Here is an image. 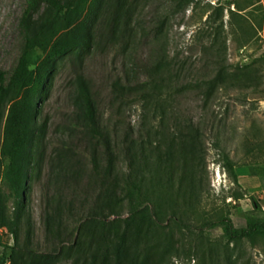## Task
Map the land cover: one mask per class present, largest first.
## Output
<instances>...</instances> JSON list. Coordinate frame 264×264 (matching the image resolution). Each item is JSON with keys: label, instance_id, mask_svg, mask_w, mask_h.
Segmentation results:
<instances>
[{"label": "trees", "instance_id": "16d2710c", "mask_svg": "<svg viewBox=\"0 0 264 264\" xmlns=\"http://www.w3.org/2000/svg\"><path fill=\"white\" fill-rule=\"evenodd\" d=\"M125 1H27L19 24L23 41L20 56L10 72L0 70V103L7 104L0 145V264H57L58 254L81 264H165L166 258L178 253L172 237L174 230L184 236L198 232L201 238L204 229L220 228L228 246L242 240L253 244L255 237L264 238V218L256 215L262 210L253 197V209L245 214L242 228L234 227L229 215L201 220L197 212L200 184L193 171L205 153L203 135L190 119L171 118L166 109L171 91L178 94L191 88L209 99L226 84L257 90L261 85L259 71L249 64L229 74L222 61L225 50L220 48L214 52V75L192 86L178 84L181 69L167 62L164 47L152 45L161 37L163 28H142L140 39L150 45L148 63L138 68L141 75L136 73L111 83L110 106L115 114L104 120L80 65L83 53L93 48L96 40L122 45L131 35L130 10L124 6ZM41 5L45 7L43 14L33 20V13ZM92 13L98 19L89 22ZM236 30L242 45L255 35L251 28ZM66 58L78 67L71 113L59 130L58 141H49L54 148L48 154L41 107L56 63ZM127 105L139 106L140 124L131 126L116 118L121 110L124 114ZM263 142L248 149L247 154L256 150L261 155ZM160 145L164 147L162 151ZM119 156L125 161L123 173L116 171ZM219 158L232 183L239 187L237 164L226 151H219ZM44 159L59 188L74 191L87 178L84 193L93 194V203L81 212L71 200L64 201L62 193L47 195L45 233L56 240L58 248L38 254L19 248L18 235L30 184L38 179ZM252 159L248 165L264 176V159ZM244 198L242 193L233 194L236 202ZM123 201L127 203L128 216L109 220L118 215ZM78 215L70 230L71 217ZM28 219L26 214L27 236ZM166 222H171L172 228ZM193 223L200 224L195 227ZM11 237L14 245L9 244ZM192 247L190 242L182 255H204L198 247ZM229 259L227 264H231Z\"/></svg>", "mask_w": 264, "mask_h": 264}, {"label": "rangeland", "instance_id": "374dc122", "mask_svg": "<svg viewBox=\"0 0 264 264\" xmlns=\"http://www.w3.org/2000/svg\"><path fill=\"white\" fill-rule=\"evenodd\" d=\"M27 1L0 0L1 71L10 72L20 56L23 41L19 24ZM124 6L130 10L131 35L123 40L122 45L102 41L98 43L96 40L94 47L83 53L80 65V71L91 83L104 120L115 114L110 106L111 83L117 79L134 77L136 73L141 75L142 71L138 68L148 63L150 45L140 39L142 28H163L161 37L152 45L157 49L164 47L167 62L181 69L178 84L192 86L202 78L214 75V52L220 48L225 50L221 51L222 61L229 74L238 67L249 64L259 71L261 85L257 90H241L226 84L225 88L216 90L209 99H204L199 92L190 88L178 94L171 91L166 104L171 118L190 119L199 126L203 135L205 153L193 171L200 184L197 212L201 220H215L220 214L229 215L234 227H243L246 212L239 213V210L249 206V211L253 208L252 197L255 200L258 198L248 196L232 183L222 168L219 151H226L237 166L252 162L253 156L257 157V161L264 159V109L260 107V102L264 101V44L261 38L264 28V0H126ZM44 10V5H41L33 13L32 19L37 20ZM96 19L98 16L93 14L89 22ZM94 25L98 28V21ZM244 27L251 28L255 35L242 45L236 29ZM76 65L68 58L58 61L45 93L41 121L46 123L48 154L54 148L49 141H58L59 130L67 124L66 120L71 113V97L78 68ZM6 110V102L0 103V145ZM124 110V114L121 110L116 118L131 126L140 124L139 106L127 105ZM171 121L174 122V119ZM260 142H263L261 155L256 150L251 155L247 154L248 149ZM163 149L160 145V150ZM44 161L38 179L30 184L25 217L22 218L18 235L19 248H27L38 254L51 253L58 248L56 240L49 239L45 233L44 210L47 195L62 193L63 200H71L76 210L80 211L81 208V212L93 203V194L84 193L87 178L74 191L67 190L66 187L59 188L49 175L46 159ZM125 169V161L119 156L116 171L123 173ZM235 193L246 195L243 200L247 199L249 202H236L233 199ZM9 207L12 208L11 203ZM117 212L118 215L109 220H124L128 216L125 201L120 204ZM261 212L256 215L264 218V210ZM26 214L29 216V236L26 233ZM78 218L79 215L71 217L68 224L70 230L75 227ZM165 224L172 228L171 222ZM193 224L198 227L200 223ZM172 237L178 253L166 258L165 264H227L228 258L231 264H264L262 237H255L253 244L242 240L229 246L225 244L220 228L204 229L201 238L198 232L184 236L174 230ZM190 242L192 248L198 247L204 255L198 250L199 254L196 256H183L182 252L188 250ZM9 244L14 245L13 237L9 239ZM150 250L154 252L153 248ZM153 254L157 258L158 254ZM58 257L60 260L57 264H81L73 259L62 258L60 254Z\"/></svg>", "mask_w": 264, "mask_h": 264}, {"label": "crops", "instance_id": "0c3cea01", "mask_svg": "<svg viewBox=\"0 0 264 264\" xmlns=\"http://www.w3.org/2000/svg\"><path fill=\"white\" fill-rule=\"evenodd\" d=\"M260 107L264 109V101L260 102ZM249 163V162H248ZM247 164L237 166L238 184L239 188L244 191L248 196H256V200L262 210H264V176L257 175L254 169ZM246 197V195H245ZM244 202H249V200H243ZM242 202V201H240ZM241 204V203H240ZM243 207V206H242ZM249 207V206H248ZM242 208L239 213L249 212V208ZM242 226V225H241ZM244 227V226H243ZM242 228V227H239Z\"/></svg>", "mask_w": 264, "mask_h": 264}, {"label": "built area", "instance_id": "2783aa9c", "mask_svg": "<svg viewBox=\"0 0 264 264\" xmlns=\"http://www.w3.org/2000/svg\"><path fill=\"white\" fill-rule=\"evenodd\" d=\"M261 38H262V40H263V44H264V28H263V31H262Z\"/></svg>", "mask_w": 264, "mask_h": 264}]
</instances>
